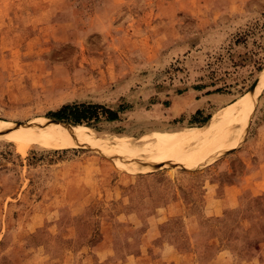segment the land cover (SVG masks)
I'll use <instances>...</instances> for the list:
<instances>
[{
    "label": "rangeland",
    "instance_id": "obj_1",
    "mask_svg": "<svg viewBox=\"0 0 264 264\" xmlns=\"http://www.w3.org/2000/svg\"><path fill=\"white\" fill-rule=\"evenodd\" d=\"M263 80L264 0H0V119L16 126L60 123L148 149L160 140L141 139L157 131L219 123ZM259 88L229 152L193 168L139 171L88 144L23 152L0 136V264H258ZM74 102L127 109L93 126L49 117Z\"/></svg>",
    "mask_w": 264,
    "mask_h": 264
},
{
    "label": "bare ground",
    "instance_id": "obj_2",
    "mask_svg": "<svg viewBox=\"0 0 264 264\" xmlns=\"http://www.w3.org/2000/svg\"><path fill=\"white\" fill-rule=\"evenodd\" d=\"M263 84L264 80L261 81L255 91L253 90L245 101H239L235 106L226 108L224 112H221V121L219 123L215 124L214 117L209 119L204 125L190 128L189 130L175 132L157 131L151 136L141 139L146 142L151 139L160 140L154 147L148 149L141 147L132 148L130 146V138L120 136L107 137L94 134L87 128L82 129L74 126L70 128L58 123L45 125L32 122L27 126H16L13 122L0 119V136L17 143L19 150L23 152L31 145L38 143L57 148L88 144L95 147L100 146L106 152L119 154L121 160L136 163L137 166H132V168L139 171H143L149 166L153 168L166 165L167 163H176L186 168H193L209 161L218 154L229 152L228 150L233 147L236 139L246 127L259 98V87L263 86ZM207 135H209L208 139L191 152L185 153L179 147L175 148L173 152H160L166 148L163 143L174 138L189 141Z\"/></svg>",
    "mask_w": 264,
    "mask_h": 264
},
{
    "label": "trees",
    "instance_id": "obj_3",
    "mask_svg": "<svg viewBox=\"0 0 264 264\" xmlns=\"http://www.w3.org/2000/svg\"><path fill=\"white\" fill-rule=\"evenodd\" d=\"M126 109L127 106L125 105H121L118 109H113L100 103L74 102L64 104L59 109L51 111L49 117L59 122L93 126L104 119L108 121L118 120L120 114ZM199 114H201V111H197L196 115Z\"/></svg>",
    "mask_w": 264,
    "mask_h": 264
},
{
    "label": "crops",
    "instance_id": "obj_4",
    "mask_svg": "<svg viewBox=\"0 0 264 264\" xmlns=\"http://www.w3.org/2000/svg\"><path fill=\"white\" fill-rule=\"evenodd\" d=\"M257 257H258V264H264V248H261V250H259Z\"/></svg>",
    "mask_w": 264,
    "mask_h": 264
},
{
    "label": "water",
    "instance_id": "obj_5",
    "mask_svg": "<svg viewBox=\"0 0 264 264\" xmlns=\"http://www.w3.org/2000/svg\"><path fill=\"white\" fill-rule=\"evenodd\" d=\"M58 124H60V123H58Z\"/></svg>",
    "mask_w": 264,
    "mask_h": 264
}]
</instances>
